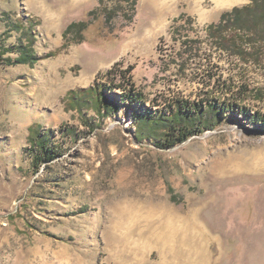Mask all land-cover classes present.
<instances>
[{
  "label": "rangeland",
  "instance_id": "1",
  "mask_svg": "<svg viewBox=\"0 0 264 264\" xmlns=\"http://www.w3.org/2000/svg\"><path fill=\"white\" fill-rule=\"evenodd\" d=\"M196 1L0 0V264H264V40L219 49L206 29L234 6L207 0L203 20ZM83 21L84 41L67 38ZM21 42L35 64L13 63ZM115 67L131 68L135 107L67 99L120 83ZM180 104L212 127L173 147L162 126L140 135L135 116Z\"/></svg>",
  "mask_w": 264,
  "mask_h": 264
},
{
  "label": "trees",
  "instance_id": "2",
  "mask_svg": "<svg viewBox=\"0 0 264 264\" xmlns=\"http://www.w3.org/2000/svg\"><path fill=\"white\" fill-rule=\"evenodd\" d=\"M104 1L105 0H100V2ZM248 1L249 3L246 5L236 6L233 9L222 13L219 21L208 25L206 29L208 38L213 40V44L219 49L232 54V56H235V53L240 56L248 54L251 50L253 51V49H257L258 40H264V0ZM136 2L137 0H134V5ZM91 14H94V12ZM184 16H182V18ZM89 26L90 24L88 22H74L67 28L65 35L66 37L68 36L67 38L74 35V42L81 43L84 41V33ZM32 35L33 34L30 32L28 33V37L33 39L34 37ZM188 40L190 39L184 41V47L189 44ZM190 41L194 42L192 40ZM31 43H34V39ZM23 44L24 43L21 42L20 47H18L20 56L16 61H13V63L35 64L38 61V58L33 47L30 46L24 48ZM260 48L263 49V47ZM131 71V68L127 70H119L115 67L108 71L107 74L109 77L113 76L114 81L115 78L119 76L121 78L120 83L114 85L112 83H99L96 81L91 87L80 91L83 93L82 96H77L75 91H71L68 93L67 99L70 100L72 104L74 102L75 105L94 109L97 114L101 116H111L123 105L135 107L136 103L140 102L142 94L136 91V85L133 83L130 76ZM125 84L129 86V90L126 89ZM112 90L116 92L121 90L119 97H111L109 93ZM225 108L226 107L221 109L226 111ZM202 109L203 108L198 105L191 108L189 104H180L177 110L174 112L172 111L169 116L163 113L159 114L156 118L154 115L146 114L145 117L135 116L134 121L137 124L138 132H140V135L144 136L146 134L142 132L146 130L147 127H149L148 129L151 131H157L156 129L162 126L166 132L163 134L164 138L160 137V147H173L178 143L187 141L193 135L201 133L203 129L212 127V118L216 114V111L220 110V107L214 103L210 105L209 109L212 118L206 115ZM86 123L88 122L86 121ZM31 130L32 132L35 131V129ZM147 135L148 137L159 138L157 137V134ZM33 140L34 146H37L44 152V154H46L45 158L47 160H53L55 157V150L52 151L47 147V135L39 133L33 138ZM56 152L58 153L59 151L56 150Z\"/></svg>",
  "mask_w": 264,
  "mask_h": 264
},
{
  "label": "crops",
  "instance_id": "3",
  "mask_svg": "<svg viewBox=\"0 0 264 264\" xmlns=\"http://www.w3.org/2000/svg\"><path fill=\"white\" fill-rule=\"evenodd\" d=\"M145 1H150V0H145ZM182 1L184 2V0H159L160 5H161V8H163L164 11H166L165 8L168 6V4H170V3H181ZM205 1H207V0H197L196 1L197 5H198L197 14H198L199 18H202L203 20H205V19L208 18V12H207V10H205V9L202 8V4ZM243 1L240 2V3H243ZM212 2L214 3V5H216L215 2H214V0H212ZM72 3H73V5L76 6L77 4H81L82 3V0H72ZM239 4L234 5V7L239 6ZM214 10L216 11V10H219V9H215L214 8ZM188 14L191 15L192 13L188 12ZM184 15H185V11H181L178 16L182 17Z\"/></svg>",
  "mask_w": 264,
  "mask_h": 264
},
{
  "label": "bare ground",
  "instance_id": "4",
  "mask_svg": "<svg viewBox=\"0 0 264 264\" xmlns=\"http://www.w3.org/2000/svg\"><path fill=\"white\" fill-rule=\"evenodd\" d=\"M242 0H214L215 2V9H224L230 6H234L241 2Z\"/></svg>",
  "mask_w": 264,
  "mask_h": 264
}]
</instances>
